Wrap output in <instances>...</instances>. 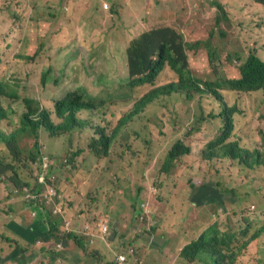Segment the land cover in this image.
Wrapping results in <instances>:
<instances>
[{"label": "rangeland", "instance_id": "rangeland-1", "mask_svg": "<svg viewBox=\"0 0 264 264\" xmlns=\"http://www.w3.org/2000/svg\"><path fill=\"white\" fill-rule=\"evenodd\" d=\"M214 1L222 3L223 12ZM106 2L108 9L101 10V0H0V81L9 80L17 91L19 78L31 73L30 84H39L40 75L50 69L46 87L51 97L43 103L47 110L68 92L85 91L103 105L80 111V120L106 126L109 133L120 118L128 119L121 134L111 139L108 154L101 150L91 158L97 128L64 131L60 137L39 129L40 153L55 163L35 198H26L25 192V185L34 186L38 174L28 160L32 137L19 138L23 153L16 162L6 143L0 142L1 155L14 167L0 170V264H111L120 254L124 264H188L181 249L198 238L209 218L218 219L224 232L249 224L247 235L264 224L262 216L252 221L250 213H264V163L248 169L219 152L205 151L209 142L222 139L227 127L219 115L227 107L234 113L223 144L264 153V91L238 92L223 83L215 88L218 98L210 90L192 88L187 92L191 97L183 92L156 97L132 115L137 101L154 88L175 82L177 75L164 67L152 83L130 90L125 57L128 43L142 32L155 28L164 34L166 27L173 31L166 37L187 46L188 70L194 79H238V66L251 48L264 60V7L249 0ZM115 3L119 4L110 10ZM228 8L233 9L231 16ZM94 36L103 42L94 43ZM12 107L19 114L25 108ZM19 114H10L14 125ZM56 117L52 112V121L59 124ZM176 140L182 141L188 155L162 175L159 170ZM209 181L216 191L198 196L196 189ZM184 187H191L187 198L178 192ZM51 189L54 193L48 194ZM40 205L59 236L73 233L86 250L66 238L43 242L49 227L36 220L35 208ZM233 232L235 246L244 235ZM240 247L239 243L231 248ZM231 252L224 249L222 254L227 257ZM236 262L251 263L246 256Z\"/></svg>", "mask_w": 264, "mask_h": 264}, {"label": "trees", "instance_id": "trees-1", "mask_svg": "<svg viewBox=\"0 0 264 264\" xmlns=\"http://www.w3.org/2000/svg\"><path fill=\"white\" fill-rule=\"evenodd\" d=\"M103 1L104 0H101V10H103V8L108 9L107 0L104 1V3ZM254 1L260 3L264 7V0ZM86 4L89 6L90 3L88 2ZM117 4H112L110 10H113ZM214 4L216 7L220 8L219 11H224L222 3L215 1ZM97 8H99L98 4L95 9ZM96 30L98 29L96 28ZM163 32L164 34L152 28L142 32L138 37L128 43L125 49L126 61L129 64L126 87L132 90L145 83H152L156 74L166 66L176 75L178 74V78L175 82L166 84L157 89L154 88L145 94L135 103L132 115L137 114L158 95L168 96L172 93L183 92L186 93V97H191L187 92L192 88L196 89L198 92H209L210 90V92L215 94L216 87L223 83H228L230 88L243 92L264 91V60L258 56L254 48H251L247 52L246 58L238 66L240 74L238 79H223L220 82H205L194 79L189 73V64L186 57V52L188 50L184 41L166 37L173 34L170 28L164 27ZM93 42L101 43L103 41L101 37L94 36ZM26 59L28 61H33L35 57H27ZM49 72L50 69L48 72L42 73L40 75V83H36L35 85L30 84L34 79L31 73L24 78H19L20 83L17 85L19 90L17 91L12 88L8 79V82L5 80L0 81V142L6 143L4 147L9 150L13 162H16L17 157L22 156L23 150L19 146V138L24 134L33 139L28 160L34 164L41 152L38 139L39 129L46 130L51 137H60L62 133H65L64 131L72 132L77 128L83 130L85 127H95L90 121L80 120L77 117L80 111H95L101 109L103 105L102 101H96L88 96L85 91L68 92L61 100H53L50 106L54 108L53 114L59 118V124H55L52 121V112L46 109L47 104H43L45 100L49 102L51 97L46 87L50 79ZM215 95L219 98L217 94ZM3 98H5V100H2ZM9 103H11V107H8ZM13 104H23L25 107L23 112L19 114L17 109L12 107ZM99 113L102 118H104L105 115L102 114V111ZM233 113L234 110L227 107L220 112L219 118L227 129H223L222 139L217 138L209 142L205 151L219 152V156L231 161H236L244 168L253 169L261 166L264 163V153L246 150L238 144H223L224 139L227 137L226 134L231 130L230 122ZM10 114H19L18 125H14ZM127 120V118H120L109 133L106 131V126H96L95 128L99 130V133H94L91 138L94 148L91 142L90 147L92 150L90 151L89 157L95 156V153H100L101 150L103 151V155L106 156L108 154V145L111 139L116 137L117 134H121L119 131L126 127ZM8 131L10 132L9 134H7ZM134 134L136 135L135 130ZM186 155H188V152L182 144V141H176L168 150L163 166L159 172L162 175H168L171 168L175 166V163ZM208 156L210 157L211 154ZM10 167L14 170V167L6 163L0 153V170L10 169ZM34 168L35 170H40V164H37V168L35 166ZM37 175L35 177H37ZM190 189L191 187H184L178 192L180 196L183 195L187 198ZM210 190L216 191L212 188L211 181L206 184H201V186L196 189V193L200 196L206 194ZM184 201L188 203V200ZM221 202L222 197L218 200V203ZM251 209H253V207H251ZM35 212L36 220H43L49 227V230L41 237L43 242H48L57 238H66L72 240L80 249L86 250L83 240L73 233L66 234L65 237L59 236L55 223L50 221V216L41 208H35ZM250 213L253 215L251 218L252 221L256 220L257 217L260 218L262 216L264 218V213L261 214L260 212L252 211ZM214 219L209 218L208 222L203 225V231L199 234L198 238L190 240L182 247L180 255L188 264L194 261L200 264H238L236 259L245 256L250 259V264H264V224H262L254 234L247 235L250 228L249 224H245L240 230H237L238 226H235V228L231 229L229 232H224L223 229L219 228L218 219ZM233 231L238 235H244L242 241L237 243L241 244V247L238 249L241 250V252L231 248L237 246V244L232 246L233 243L237 241V235ZM224 249H230L232 251L231 256L225 257L222 254ZM88 257L95 259L96 255L88 254ZM114 263L118 264L113 260L111 264Z\"/></svg>", "mask_w": 264, "mask_h": 264}, {"label": "clouds", "instance_id": "clouds-1", "mask_svg": "<svg viewBox=\"0 0 264 264\" xmlns=\"http://www.w3.org/2000/svg\"><path fill=\"white\" fill-rule=\"evenodd\" d=\"M249 1H251V2H253V3H256V4H258V5H260V6H262L260 3H258V2H255L254 0H249ZM215 2V1H214ZM213 2V3H214ZM219 2V1H218ZM223 3H225V2H223ZM263 7V6H262ZM233 9H226V11L229 13V15L231 16V11H232ZM166 67H168V66H166ZM169 68V67H168ZM170 69V68H169ZM171 70V69H170ZM172 71V70H171ZM173 72V71H172ZM174 73V72H173ZM190 73V72H189ZM192 76V75H191ZM178 78V74H177V76H176V79ZM170 83H172V82H170ZM169 84V83H168ZM166 85V84H165ZM164 86V85H163ZM162 87V86H161ZM159 88V87H158ZM157 89V88H156ZM231 90H235V91H238V92H243V91H241V90H236V89H231ZM246 93H249V92H246ZM160 96H162V95H158V96H156V97H160ZM155 97V98H156ZM62 99V98H61ZM61 99H59V100H61ZM59 100H57V101H59ZM51 112H54V108L52 109V110H50ZM56 118H58V117H56ZM59 119V118H58ZM176 141H178V140H176ZM175 141V142H176ZM174 142V143H175ZM174 143H172V145L174 144ZM171 145V146H172ZM170 146V147H171ZM35 163H37V164H40V168H42L43 169V171H41V169L40 170H38L37 169V171H38V175H37V177H35V179H34V186H32V185H29V184H27V185H25V192L27 193V196H26V198H35V195L36 196H38L39 194H41V191H42V188L44 187V185H45V183H46V179H44V181L43 182H40V179H41V177H42V172L44 173L45 172V174L46 175H48V174H50V172L54 169V163H55V160L54 159H51L50 157H48V156H42L41 155V153H40V155L38 156V158H37V160L35 161ZM33 164V165H35L36 167H37V164ZM41 172V173H40ZM45 175V176H46ZM29 189H31L32 191H29ZM28 196H30V197H28ZM36 208H38V207H36ZM40 208L43 210V208H42V206L40 205ZM44 211V210H43ZM45 212V211H44ZM46 213V212H45ZM48 214V213H47ZM200 234V233H199ZM54 240V239H53ZM118 263V262H117ZM119 264V263H118Z\"/></svg>", "mask_w": 264, "mask_h": 264}, {"label": "built area", "instance_id": "built-area-1", "mask_svg": "<svg viewBox=\"0 0 264 264\" xmlns=\"http://www.w3.org/2000/svg\"><path fill=\"white\" fill-rule=\"evenodd\" d=\"M45 172L44 173H42V177H41V179H40V182H43L44 181V179H45ZM54 193V191H53V189H51V191L48 193V194H53ZM47 194V195H48ZM28 197H30V196H28ZM116 261L119 263V264H124V261H125V257L123 256V255H118L117 256V258H116Z\"/></svg>", "mask_w": 264, "mask_h": 264}, {"label": "crops", "instance_id": "crops-1", "mask_svg": "<svg viewBox=\"0 0 264 264\" xmlns=\"http://www.w3.org/2000/svg\"><path fill=\"white\" fill-rule=\"evenodd\" d=\"M188 202H189V201H188ZM202 231H203V230H201V232H202ZM201 232H200V233H201Z\"/></svg>", "mask_w": 264, "mask_h": 264}]
</instances>
